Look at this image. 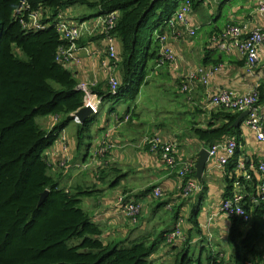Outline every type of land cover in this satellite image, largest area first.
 Instances as JSON below:
<instances>
[{
    "label": "trees",
    "instance_id": "1",
    "mask_svg": "<svg viewBox=\"0 0 264 264\" xmlns=\"http://www.w3.org/2000/svg\"><path fill=\"white\" fill-rule=\"evenodd\" d=\"M183 1L0 0V264H154L151 258L161 244L176 247V243H166L174 228L161 232L154 241H150L151 236H145L106 243L101 226L81 207L83 196L94 195L96 191L61 187L60 180L51 175L45 154L62 130L74 123V114L85 105L84 92L78 90L74 73L56 61L60 47L70 46L61 40L52 25L59 15L78 6L97 11L95 16L86 19L117 13L113 35L120 43V86L115 95L109 84H101L92 91L114 106L129 102L126 111L129 113L137 103L141 88L148 84L146 78L152 71L149 64L159 59V42L154 34L157 31L163 35L168 31L169 21ZM202 1L191 0L192 11ZM36 13L42 25L50 26L45 30L24 29L23 23ZM101 39H82L78 44L86 46ZM208 64L206 61L205 65ZM258 97L257 106H261L264 81L259 84ZM239 115L219 109L213 114L209 128L196 129L195 136L210 147L229 139L238 141L241 128L235 127V123ZM47 117H60L59 124L49 131L37 121ZM95 119V115L90 116L78 125L80 150ZM238 157L237 149L235 158L225 169L224 199L233 197L239 183L241 192L247 195L243 204L252 221L230 219L229 240L235 251L234 264H264L258 248L264 243V202L251 203L256 181L247 182L240 177ZM246 169L249 170V165ZM103 175L104 172L101 179ZM194 175L197 179L196 170ZM120 179L117 176V182H111V187H117ZM200 181L203 184L204 178ZM46 191L48 196L40 206ZM181 217L173 216L176 224ZM190 243L191 237L187 234L186 241L179 242L180 247L175 248L178 253L174 264L225 263L219 254L210 255L205 261L202 255L195 258L191 255Z\"/></svg>",
    "mask_w": 264,
    "mask_h": 264
},
{
    "label": "crops",
    "instance_id": "2",
    "mask_svg": "<svg viewBox=\"0 0 264 264\" xmlns=\"http://www.w3.org/2000/svg\"><path fill=\"white\" fill-rule=\"evenodd\" d=\"M94 19L89 20L85 17L78 21L72 19L70 22L78 25L80 22H89ZM188 22L190 28L197 29L196 35L193 38L186 34L168 37L167 41L176 51L178 61L174 66L171 64L158 66V61L149 64L152 71L146 78L148 84L141 88L139 99L137 98V103L132 107L131 112L126 113L128 107L121 105L118 110H115L118 104L114 106L113 102L103 100V105L112 103V108L102 114L101 108L100 114L96 116V121L85 138L87 140L91 138V133L94 134L91 144L87 146L84 144L85 147L83 146L80 150L76 123H71L63 130L70 147L68 159L72 163L69 166L63 167L62 158L65 153L62 151V140L59 137L45 154L51 175L64 184L61 187L96 191L94 195L83 196L81 207L96 224L101 226L102 239L106 243L133 241L145 236H151L150 241H154L160 237L161 232L167 233L174 228L176 221L173 216L175 215H181L184 220L183 231L191 237L190 246L194 243L205 244V242L214 241L217 236L225 241L230 239L231 220L219 211L225 197L227 166L223 168L217 161L209 160L203 173L204 183L202 184L197 178L201 189L193 197L185 199L181 195L184 180L177 174V169L167 166L160 153H151L141 143L145 136L160 134L165 140L178 144L173 153L177 163L192 161L196 165L199 152L202 149L208 150L210 146L203 144L195 136V130L209 128L213 122V114L219 110L211 105V97L221 91L246 95L253 92L257 85L264 81V46L261 48V60L255 75L251 77L245 72V60L236 52L225 53L219 50L215 39L223 40V34L232 23L247 25L249 28L260 27L264 30V16L258 13L255 0H203L197 3ZM166 33H169V30ZM158 36L160 34L156 31L154 39L159 42L158 58H160L162 43ZM117 43L120 49V43L118 41ZM86 46L90 49L91 55L79 51L78 56L81 57L83 65L74 71L79 85L87 83L93 89L101 84H109V75L103 67V62L107 58L103 41L98 40ZM206 61H209L208 65H205ZM200 66H220L221 68L207 86L195 83L191 94L184 93L182 86L187 81L188 72ZM118 69L119 67H114L117 79ZM156 77L162 80L158 87L162 84V91L165 94H172L173 100L167 103L166 107L156 105L152 116L143 119L144 114L138 109L141 102L140 96ZM259 111L261 115H264V104L259 106ZM126 116H129L128 122H125ZM59 122L60 117H47L42 119V125L39 124L49 131ZM239 127L241 138L238 140V173L244 178L245 170L240 169L239 165H249L253 177L251 182L256 181L255 194L251 195L255 198V195L261 194L260 190L264 184V172L258 170V167L264 163V144L246 126L245 121ZM106 135L115 147L109 153V168L100 172L101 175L104 172L101 179L100 174L95 176V172L93 175L90 169L85 171L82 164L88 162L89 155ZM223 142L225 141L218 143ZM220 155H223V152H220ZM110 169L119 170L121 173L118 174ZM117 176L121 177L120 182L117 187L112 188L111 182H117ZM105 183H109L110 193H106L108 189L100 188ZM159 186L162 187L164 196L162 199L155 200L150 193L153 188ZM238 189L240 190L238 186H235L234 192ZM122 197L125 198L124 204L132 200L141 203L142 212L138 223L133 224L124 215V204H120ZM168 205H172L173 208L167 209ZM164 213L170 217L163 218ZM259 245H262L259 250L264 258V243ZM177 246L180 247L179 243H176ZM176 247L168 248L167 244H161L151 261L154 264L157 261V264H166L167 261L168 264H174L178 253ZM218 248L219 246L213 248L207 258L210 255L221 256L222 254L216 252ZM203 249L205 246H202L201 252Z\"/></svg>",
    "mask_w": 264,
    "mask_h": 264
},
{
    "label": "built area",
    "instance_id": "3",
    "mask_svg": "<svg viewBox=\"0 0 264 264\" xmlns=\"http://www.w3.org/2000/svg\"><path fill=\"white\" fill-rule=\"evenodd\" d=\"M255 1L257 2L258 13L261 16H264V0ZM192 9L193 3H191V0H184L175 12L173 18L169 21V33L158 36L159 41L162 43L160 58L157 60L158 66H164L166 64L175 65L178 61L177 55L167 41L170 35L179 36L181 34H186L192 38L196 35L197 29L190 28L188 22ZM63 16L64 15L61 13L52 25L57 29L61 40L70 46L60 47L56 57L57 63L74 73L79 66L83 65L81 57L78 56L79 51L91 55L90 49L87 46L78 44L79 41L85 36L90 38L102 37L103 39H101V41H103L107 52V58L103 62V67L109 75L108 81L112 94H117L120 81L115 77L114 67H118L120 58L118 43L113 35V31L117 25V13L107 16H98L92 21H83L78 23V25L72 24ZM39 18L40 15L38 13L31 14L28 18V22L23 23L24 29L45 30L50 26V24H48V26L42 25ZM222 39L223 40L215 39L217 48L225 53L236 52L245 60L246 74L251 77L254 76L261 60L260 52L261 48L264 46V30L260 27L249 28L247 25L232 23V25L227 27ZM220 68V66H200L191 69L186 76L187 81L182 86L183 92L191 94L192 87L195 83H201L207 86L213 80L214 75L220 70ZM258 87L259 84L253 92L246 95H236L229 91H221L211 97V105L230 113L241 114L249 111L250 113L245 120V124L251 132L256 135L257 139L264 144V115L260 114L259 106H257L259 101ZM78 90L84 92L85 105L83 108L89 109L91 116L99 115L104 102L103 98L95 95L92 88L87 83H81L78 86ZM77 113L74 114L73 121L76 124L81 125V120H79ZM124 119L125 122L130 120L129 116H126ZM55 126H53V128ZM60 135L59 139L62 140L63 152L66 155V159L69 161L68 141L65 139L66 135L63 134V130ZM144 145L151 153H160L167 166L177 169V174L184 180L181 195L185 199H189L198 193L201 186L194 175L196 165L192 161H185L182 163L176 162V158L173 156V153L178 146L176 142L165 140L161 136H152L146 137ZM238 146L239 144L236 139H229L223 143H216V145L208 149L210 160L217 161L219 165L224 168L233 158H235V152L238 149ZM114 147V144L106 135L100 145L93 150L91 156L89 155V164L86 167L90 166V168H94L95 176L99 175L103 168H109V153ZM220 152H223V155H220ZM239 168L245 170V180L251 181L253 177L250 170L246 169V165L244 166V164H241V166L239 165ZM258 170L264 172V163L258 167ZM236 186L240 188L239 183H237ZM260 193L261 194L259 195H255V198L252 197L251 203L255 204L264 202V184H262ZM150 195L155 200L162 199L164 196L162 187L159 186L153 188ZM246 196L245 193L241 192V188L240 190L238 189L234 192L232 198L224 199L222 201L219 208L220 213L230 219L239 217L243 219L244 222L250 223L252 221V215L246 211L243 204ZM124 202L125 198L122 197L120 204H124ZM171 208H173L172 205L167 206V209L170 210ZM141 211V203L139 204L132 200L130 203L124 204V215H126L133 224L138 223ZM183 223L184 220L181 217L174 227L173 232L168 235L166 243H183L186 241V235L182 230Z\"/></svg>",
    "mask_w": 264,
    "mask_h": 264
},
{
    "label": "rangeland",
    "instance_id": "4",
    "mask_svg": "<svg viewBox=\"0 0 264 264\" xmlns=\"http://www.w3.org/2000/svg\"><path fill=\"white\" fill-rule=\"evenodd\" d=\"M65 12H66L67 15L66 14H63L64 15L63 17L67 21H69V22L72 21V19H73V21H76V20L78 21V20H80V18H85V17L86 18H89V17L95 16L97 14V11L96 10H91L88 7H85V6H78V7L70 8V9L66 10ZM89 20H91V19H89ZM82 39L88 40V39H92V38L85 36ZM174 52L177 55L176 51H174ZM172 66H174V65H172ZM152 80L153 81H152L151 85L147 86L146 89H145V91H144V93L142 94V96H140L141 97L140 98L141 102H139L140 105H139L138 109L140 110V112L142 114H144V118L143 119H147L150 116H152L153 111H154L156 105H160L161 107H166V104L173 100L172 99L173 98V95L172 94H165L162 91V89H161L162 84L160 85V87H158V85L162 81L160 78L156 77V78H154ZM120 105L121 106H124L126 108V107L129 106V102H126V101L120 102L115 107L116 108L115 110H118V108H119ZM109 108H112V103H106L105 105H103L101 114L104 113ZM42 119H44V118H38L37 119L38 123H40L41 125H42ZM188 125H189V123H188ZM72 126H74V125H72ZM52 129L53 128H51V130ZM94 136L95 135L91 133V138H89V139L87 138L86 143H85V146L91 144L92 140H94L93 139ZM152 136H145V137H143L144 139H143V142L141 143V145L146 148V146L144 145V140L146 139V137H152ZM158 136H160V134ZM65 139L67 140L66 137H65ZM108 139H109V137H108ZM102 140H103V138H102ZM102 140H100L99 144H97L95 146V148H97L100 145V143L102 142ZM109 140L111 141V139H109ZM68 148H70L69 147V142H68ZM62 151H63V146H62ZM92 153H93V151L91 152V154ZM91 154H90V156H91ZM62 159H63V167L69 166L72 163L70 160L68 161L66 159V155ZM88 164H89V161L86 162L83 165L84 166L83 169H85V171H86V169H90L91 172L94 175V172H95L94 168L91 169L90 166L89 167H86ZM107 169H108V167L103 168L101 170V172L104 171V170H107ZM61 185L63 186L64 184H61ZM108 185H109V183H105L100 188H105V190L108 189L107 192L106 191H104V192L110 193L111 192V189L108 188ZM164 214H165V216H163V218L170 217V216H166L167 215L166 213H164ZM139 219H140V217H139ZM119 238H122V237H119ZM208 240H209V238H208ZM202 246H205V252L204 253L201 252ZM217 246H219V248H218V250L216 252H217V254L218 253L222 254L221 257L225 261L224 264H234V256H235L234 254H235V251H234V248H233L231 242L229 240H226V241L225 240H222L218 236H217V238L214 241L211 240L209 242H205V244H203L201 242L192 244L190 246V252H191V255L194 256L195 258H199L202 255L203 260L205 261L207 259V255L210 253V251L213 248H216ZM261 247H262V245H259L258 246V248H261ZM157 263H158V261L156 262V264ZM168 263L169 262L167 261L166 264H168Z\"/></svg>",
    "mask_w": 264,
    "mask_h": 264
},
{
    "label": "water",
    "instance_id": "5",
    "mask_svg": "<svg viewBox=\"0 0 264 264\" xmlns=\"http://www.w3.org/2000/svg\"><path fill=\"white\" fill-rule=\"evenodd\" d=\"M90 113H91L90 110L87 108H83L80 110V112L77 113L79 120H81V124H84L86 119L91 116ZM249 113H250L249 111L241 113L238 116L239 118L237 122L235 123V127H239L246 120ZM198 156H199V159L197 160L195 169H196L197 178L201 180L203 178V173L205 172L208 162L210 160V156H209V152L207 149H202L199 152ZM48 193L49 192L46 191L42 195L41 200H40V206H42V204L44 203L46 197L48 196Z\"/></svg>",
    "mask_w": 264,
    "mask_h": 264
},
{
    "label": "bare ground",
    "instance_id": "6",
    "mask_svg": "<svg viewBox=\"0 0 264 264\" xmlns=\"http://www.w3.org/2000/svg\"><path fill=\"white\" fill-rule=\"evenodd\" d=\"M52 128H53V126H52ZM61 134V133H60ZM59 137V136H58Z\"/></svg>",
    "mask_w": 264,
    "mask_h": 264
}]
</instances>
